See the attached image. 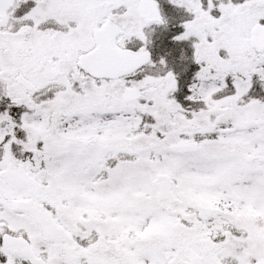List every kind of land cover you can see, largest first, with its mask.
Segmentation results:
<instances>
[{
	"label": "snow or ice",
	"instance_id": "obj_1",
	"mask_svg": "<svg viewBox=\"0 0 264 264\" xmlns=\"http://www.w3.org/2000/svg\"><path fill=\"white\" fill-rule=\"evenodd\" d=\"M27 2L0 0V264H264V0H169L182 98L158 0Z\"/></svg>",
	"mask_w": 264,
	"mask_h": 264
},
{
	"label": "flooded vegetation",
	"instance_id": "obj_2",
	"mask_svg": "<svg viewBox=\"0 0 264 264\" xmlns=\"http://www.w3.org/2000/svg\"><path fill=\"white\" fill-rule=\"evenodd\" d=\"M160 5L161 11L163 15L168 19L167 27L164 26H150L151 28L158 30L159 36L156 33L151 32V39L152 44L149 46L152 52L153 59H158L160 56H163L165 51L163 49V45L166 46V52H168V48L170 49V54L164 55L168 61L170 62L169 67H171L174 71L179 73L180 79V87L181 92L178 93V98H182L185 92V84L190 79V76L193 71H195L196 66L191 63L190 55H191V48L188 41H174L172 37L175 36L174 34L180 30H183L181 27V21L187 18V13L184 11L183 8L175 7L169 3V0H158ZM22 4L21 7H23ZM20 7V8H21ZM146 32L149 31L148 28L145 29ZM161 32H163V37H161ZM135 46H139V42H135ZM158 47L163 49L157 51ZM183 50L184 54L189 57L187 60H181V51ZM162 54V55H161Z\"/></svg>",
	"mask_w": 264,
	"mask_h": 264
},
{
	"label": "rangeland",
	"instance_id": "obj_3",
	"mask_svg": "<svg viewBox=\"0 0 264 264\" xmlns=\"http://www.w3.org/2000/svg\"><path fill=\"white\" fill-rule=\"evenodd\" d=\"M21 6H22V5H21ZM31 6H32V0H28L27 4H24L23 7L17 9L15 15H17V16L22 15V14H23L25 11H27L28 8H30ZM145 31H146V30H145ZM181 31H182V30L176 32L174 35H177V34L180 33ZM156 32H158V30H156ZM156 32H155V30L153 31V33H156ZM156 35L159 36V33H156ZM160 36L163 37V32H161V35H160ZM163 48L166 49V46L163 45ZM163 48L158 47V48H157V49H158L157 51H159V50H161V49H163ZM165 49H163V50L165 51V52H164V53H165L164 55H167V58H168V55H171V54H170V49L168 48V52H166ZM161 55H162V54H161ZM164 55H163V56H164ZM168 64H170V62H169Z\"/></svg>",
	"mask_w": 264,
	"mask_h": 264
}]
</instances>
